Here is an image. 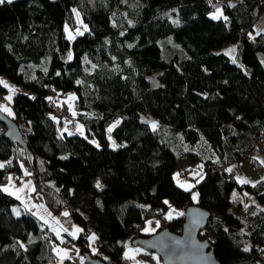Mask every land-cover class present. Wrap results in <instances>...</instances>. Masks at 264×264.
<instances>
[{"label":"trees","instance_id":"16d2710c","mask_svg":"<svg viewBox=\"0 0 264 264\" xmlns=\"http://www.w3.org/2000/svg\"><path fill=\"white\" fill-rule=\"evenodd\" d=\"M236 1L224 2L214 18L220 0H3L0 75L28 90L13 97L10 118L31 155L6 138L0 121V160L12 157L0 167V184L23 162L50 211L67 209L65 223L82 228L71 236L82 255L105 264H127L124 241L152 236L141 227L168 202L179 214L157 232L180 233L187 208L199 205L213 214L200 237L221 264H264V183L236 174L264 143V31L253 33L264 0ZM76 9L87 31L68 40L64 26L77 25ZM231 43L238 44L234 59L220 52ZM27 65L35 66L33 76H25ZM50 86L62 97L76 95L86 135L61 128L75 121L54 114ZM119 118L112 146L107 128ZM181 159L205 166L196 203L175 180ZM59 241L52 226L0 188V264H56Z\"/></svg>","mask_w":264,"mask_h":264},{"label":"rangeland","instance_id":"374dc122","mask_svg":"<svg viewBox=\"0 0 264 264\" xmlns=\"http://www.w3.org/2000/svg\"><path fill=\"white\" fill-rule=\"evenodd\" d=\"M13 1V0H10ZM237 2L236 0H220L217 10L215 12H212V16L214 18H219V15L222 13V6L224 2ZM75 17L77 19V25L72 26L69 22L65 24L64 31L66 33V37L69 40H73L76 37L80 36V34H83L87 31V27L84 23V19L82 18V15L78 9L75 11ZM256 32L261 33L264 31V14L261 17V19L258 21L257 28L255 29ZM254 35H256L255 31H253ZM175 47L179 48V50L182 52L184 51L182 47L177 43H174ZM236 44L231 43L229 46H226L225 48H221V50L227 52L228 55H230L233 59L235 57L236 52ZM220 50V52H221ZM69 53H71V57L73 56V52L71 49H69L68 53L65 55V59L70 60L68 58ZM93 67L87 63V70L92 71ZM35 71V66L33 65H27L23 68V72L25 76H33V73ZM0 81H3L4 83H0L1 88L4 90H0V106L6 107L9 111H4L3 108H0L6 115L14 116L15 111L12 108V101L13 97L21 92V93H28L27 88L23 84L14 83L9 79V77L0 75ZM10 97V99H9ZM75 99L76 95L74 93H71L69 96L63 97L62 102L66 103L71 108L72 116L76 118V115L78 113V108L75 105ZM11 113V114H9ZM120 121L119 119H116V121L112 122L108 128H107V135L109 137V142L112 146H116V140L113 137V130L116 127V124ZM78 122V121H77ZM152 127H156L157 124L155 121L150 122ZM67 131L70 134L78 133L82 136L86 135L85 127L83 125H80V128H77L76 126H73L71 129H67ZM94 142H97V139H93ZM264 143L259 142L258 146L252 151L248 157L242 161H240L239 166L236 168V174L239 175L240 180L247 181V184L251 185H258L260 182L264 183ZM181 167L187 166L188 170L186 171V174L184 177L180 176V172L177 169L174 173L175 180L177 184L181 188H185L186 190H192V198L195 195V199L193 198L194 202H198L200 200L199 198V191L196 187L197 181L203 179L205 166L201 161L195 162L194 165L191 166L188 162H181L179 163ZM241 180V181H242ZM198 194V195H196ZM234 198L237 197V194L233 195ZM264 207V206H263ZM177 208L171 205L170 202H168V207L164 210L165 214L163 217H160L158 215L153 216L152 218H149L145 221L143 226L141 227V233L145 234H151L154 235L157 233L158 229L163 225L164 219L172 220L175 218L179 212ZM67 212V209L63 211V213ZM62 213V212H61ZM237 215L243 214V211L241 209L236 208ZM170 215L171 218H168ZM216 214H214V217ZM56 223V225H54ZM48 224H51L55 232H57L58 237L60 239L59 243L55 245V252L57 255V262L56 264H65V262H68V260L74 261V262H81V264H88L86 263V257L82 255L81 250L77 245L75 244L74 240L71 239V236L75 239L78 238V234L80 231H77L78 229H82L80 225H77L74 222H68L67 224H63V222L60 221V216L57 215V217L48 222ZM145 229H149L148 231H145ZM74 233V235H72ZM95 234L94 232L89 233V237L93 236ZM125 248L123 255L125 256V260L127 261V264H164L162 258L159 254L156 252H152L147 250L146 248H143L140 245L132 244L131 241L128 239L124 241ZM88 246H90L91 252L95 253L98 252V246H97V235L95 234V239H89L88 238Z\"/></svg>","mask_w":264,"mask_h":264},{"label":"water","instance_id":"95a60500","mask_svg":"<svg viewBox=\"0 0 264 264\" xmlns=\"http://www.w3.org/2000/svg\"><path fill=\"white\" fill-rule=\"evenodd\" d=\"M0 121L6 126L5 136L22 146L28 155L31 151L24 141L23 134L15 120L0 109ZM212 212L199 205L189 206L181 232L164 228L150 237L137 238L134 244L156 252L164 264H221L212 249V242L200 237L212 218ZM88 264H105L101 259L86 256Z\"/></svg>","mask_w":264,"mask_h":264},{"label":"crops","instance_id":"0c3cea01","mask_svg":"<svg viewBox=\"0 0 264 264\" xmlns=\"http://www.w3.org/2000/svg\"><path fill=\"white\" fill-rule=\"evenodd\" d=\"M221 15H219V16H221ZM256 28H257V25L255 26V29ZM255 33H256V35L259 34L258 32H256V30H255ZM233 44H236V47L238 45L237 43H233ZM229 45L230 44H228L226 46H229ZM226 46H224L222 48H225ZM221 51H223V50H221ZM225 53L227 54V52H225ZM228 56L232 59V57L230 55H228ZM80 125H83V123L82 122H76V123L73 122V125L68 126V127L62 126L61 128H63L64 130L71 129L73 126L80 128ZM115 144L117 145V143H115ZM11 161H12V157L10 159H7V160H0V164L5 166V165L9 164ZM183 161L187 162V161L182 160V159L178 161V165H177L178 169H179V167H181V165L179 163H181ZM19 163H20L19 164L20 170L19 171H13L12 173H10V177H9L8 181L3 183V184H0V188L4 191L6 189L5 192H7L10 195L12 194L13 196H15L21 202V205L23 207H25L26 209L31 211L33 214L38 216L44 223H48V222L54 220L57 217V215H59L60 221L63 222V224H66L65 223L66 219L64 217L66 215H63V212L54 215L50 211V209L48 208V205H46L45 195L42 194L41 192L37 191L36 184L31 182L30 173L28 172L27 168L24 166V163L23 162H19ZM192 165H194V164H191V166ZM25 173H27V174H25ZM44 190L47 191L48 193L53 192L52 187H50V185H48V184L45 185ZM14 210H15L14 211L15 214H17V212L19 213L17 215H20L23 212V209L20 206H15ZM49 225L52 226L51 224H49ZM54 225H56V223H54Z\"/></svg>","mask_w":264,"mask_h":264},{"label":"built area","instance_id":"2783aa9c","mask_svg":"<svg viewBox=\"0 0 264 264\" xmlns=\"http://www.w3.org/2000/svg\"><path fill=\"white\" fill-rule=\"evenodd\" d=\"M47 91H48V96H50V98L53 99L52 107L54 108V114L59 118L66 119L67 121L77 122L78 118L77 117L75 118L72 116L71 108L66 103L62 102L63 97L60 96L61 95L60 91L54 89L52 86L48 87ZM23 127H24V125H23ZM260 140H263L262 136L258 137V141H260ZM186 170H187V167H185V166L179 167V172H180L181 177H184V175L186 174ZM232 171H233V169H231V171H230L232 173L231 179L234 180L237 178V175L233 174L234 172H232ZM30 179H31V182L32 181L34 182L36 180V178L33 175L30 177ZM164 214H165L164 211H158L156 215L163 217ZM209 238L212 241H214V236H213L212 232L209 233ZM65 264H81V262L80 261L79 262H73V261L68 260V262H65Z\"/></svg>","mask_w":264,"mask_h":264},{"label":"snow or ice","instance_id":"6c2138e0","mask_svg":"<svg viewBox=\"0 0 264 264\" xmlns=\"http://www.w3.org/2000/svg\"><path fill=\"white\" fill-rule=\"evenodd\" d=\"M0 3H3V0H0ZM225 19H226V17H225ZM177 23H178V21H177ZM68 58L69 59H71L72 57H71V53H69V56H68ZM58 75H59V73H57ZM0 83H4L3 81H0ZM9 99H10V97H9ZM0 108H3V110L4 111H9L6 107H4V106H0ZM9 114H11V113H9ZM262 163H264V161H262ZM0 167H3V165L2 164H0ZM227 171H231V169H228ZM25 174H27V173H25ZM242 182H247V181H242ZM97 187H100V185L99 184H97ZM5 191H6V189H5ZM196 195H198V194H196ZM194 199H195V195H194V197H193ZM165 203H167V201H165ZM15 211V210H14ZM17 214H19L18 212H17ZM63 215H69V213H67V212H65V213H63ZM180 215H183V213H180ZM168 218H171L170 217V215H169V217ZM149 229H145V231H148ZM77 231H81V229H78L77 228ZM72 235H74V233L72 234ZM89 239H95V234H93V236H91V237H89Z\"/></svg>","mask_w":264,"mask_h":264}]
</instances>
